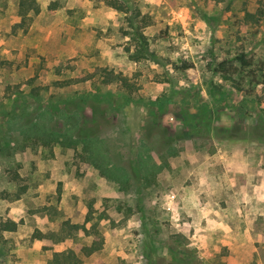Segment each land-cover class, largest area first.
<instances>
[{"label":"rangeland","instance_id":"374dc122","mask_svg":"<svg viewBox=\"0 0 264 264\" xmlns=\"http://www.w3.org/2000/svg\"><path fill=\"white\" fill-rule=\"evenodd\" d=\"M18 1L0 0V223L18 225L0 231V264H50L67 249L83 264H264V138L253 133L264 122V83L246 80L237 90L239 81L212 71L215 60L241 53L264 67V15L243 21L246 11H264V0H119L126 13L104 0H60L49 13L54 0H37L40 13L15 28ZM137 12L136 27L149 22L140 28L142 54L128 20ZM183 62L193 67L181 72ZM103 69L132 85L131 101L108 108L99 133L121 161H136L151 122L174 138L172 152H146L155 167L124 186L105 177L82 143L27 139L5 126V114L22 105L31 114L90 92L110 91L117 106L127 92L102 83ZM161 97L157 113L151 103ZM83 116L98 120L89 107ZM95 242L100 248L84 256Z\"/></svg>","mask_w":264,"mask_h":264},{"label":"trees","instance_id":"16d2710c","mask_svg":"<svg viewBox=\"0 0 264 264\" xmlns=\"http://www.w3.org/2000/svg\"><path fill=\"white\" fill-rule=\"evenodd\" d=\"M105 3L121 12L126 13L128 10L125 7L123 2L119 0H104ZM60 8V0H54L47 6V11L49 13H55ZM41 9L37 0H19L18 1V16L20 17V22L15 26V28H24L27 26L33 16H36L40 13ZM264 15V11L259 9L256 13H250L248 11L244 14V22L246 23H259L261 18ZM140 16L137 12L128 17L129 24L131 27H135L134 38L138 43H142V49L140 54L145 52L147 49V38L143 34L140 28L146 27L149 25V22H143L142 27L140 28L135 26V20ZM142 21V19H141ZM214 67L212 71L219 74L226 81H230L235 84L237 90H241V82L247 80L249 85H260L263 84V81H260L259 76L264 77L263 71L264 67L258 66L253 60L247 58L244 53L238 54L234 59H223L221 61L214 62ZM192 64L183 62L177 69L181 72L191 69ZM100 76L103 78L102 83L110 84L113 82L118 83L125 89L126 93L123 98H126L122 103L120 100L117 102L118 105L115 106L112 101V93L110 91L106 93H96L90 92L87 94H82L77 97H68L61 98L58 101V104L48 105L45 107H37V109L31 114L27 113V107L22 105L21 112H15L14 110L5 114V126L6 129L10 131H18L23 134L27 139L30 137H37L43 141L50 139H55V142L64 144L67 141L69 146L75 145L77 143H82L84 151L89 152L88 157L95 159V166L99 169H103V174L109 179H113L120 184L128 185L129 182L133 179H138L143 176H147L149 173V167L153 164V159L146 152L151 151L152 149H158L172 152V144L174 138L169 134V131L165 127L159 126L156 128L153 122L147 125V136L144 140L140 142V151L136 154V161L126 160L121 161L119 159V152H114V148L111 146L112 141L108 138H104L101 134V129L106 126L110 121L107 120L105 113L108 108H113V110H121L125 107L132 98V85L129 82V78L122 74H117L112 70L103 69L100 73ZM92 78V75H89L87 78H82L75 80L73 83H79L87 81ZM238 79V80H237ZM70 82V81H69ZM65 82H56V86L65 87L70 83ZM250 93V91L248 92ZM34 98L38 97L39 92L38 88H33L31 93ZM164 97L159 98L156 101H152L157 113L162 111L165 106ZM165 100V99H164ZM166 101V100H165ZM169 102V100H167ZM86 107H89L98 120L94 125H89L84 119L83 111ZM201 111V123L205 126L206 130H210L211 121L206 119L205 116L208 112L206 106ZM188 116L189 111H186ZM56 115V116H55ZM156 117V116H155ZM61 121L63 124L61 125ZM199 122V120H198ZM62 129V130H61ZM154 130H158L159 139L157 141H152V133ZM2 129L0 126V134ZM253 133H260L261 137L264 138V122H260L258 125L253 126ZM148 159V162H146ZM149 166V167H148ZM157 170V169H156ZM126 187V186H125ZM88 221V220H87ZM18 225L14 221H5L0 223V231H16ZM68 229H79L81 226L77 224H71L67 226ZM37 239L49 237L50 239H56L57 234H42L39 232L37 234ZM99 243L95 242L91 246H85L82 248L81 253L84 256H89L96 252L99 249ZM50 264H83L82 258L72 249H67L65 251L55 252L53 258L49 262Z\"/></svg>","mask_w":264,"mask_h":264}]
</instances>
